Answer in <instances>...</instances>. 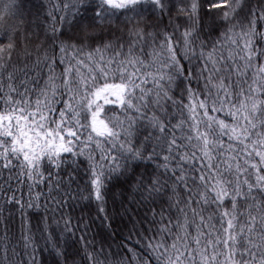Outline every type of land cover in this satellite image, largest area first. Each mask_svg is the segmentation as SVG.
<instances>
[{
    "label": "snow or ice",
    "instance_id": "snow-or-ice-1",
    "mask_svg": "<svg viewBox=\"0 0 264 264\" xmlns=\"http://www.w3.org/2000/svg\"><path fill=\"white\" fill-rule=\"evenodd\" d=\"M0 223V264H264V0H0Z\"/></svg>",
    "mask_w": 264,
    "mask_h": 264
},
{
    "label": "trees",
    "instance_id": "trees-1",
    "mask_svg": "<svg viewBox=\"0 0 264 264\" xmlns=\"http://www.w3.org/2000/svg\"><path fill=\"white\" fill-rule=\"evenodd\" d=\"M16 2H17V4H19L21 2V0H16ZM32 2L33 3H38V4H47L48 3V0H32ZM55 2H56V0H52V3H55ZM193 63H195V61H193ZM185 64L187 66V62H185ZM253 179H254V177H253ZM25 191H26V188H25ZM113 191L116 192V194H117V204H116V208L119 209V200H120L119 191L120 190L119 189H113ZM127 198H128V193L126 192L125 193V199L127 200ZM132 207H136V205L133 204ZM109 211L110 212L113 211V206H112L111 202L109 203ZM76 215L77 216L80 215V210L79 209H77ZM92 215H93V217L95 216V212L94 211H93ZM126 219L127 218L125 217V220ZM99 224H100V221H99V219H97L96 222H95V225H93V227H92L91 232L88 233V238L89 239L92 238V234L93 233H95V232H97V231L100 230L98 228ZM0 228H2V223H0ZM124 237H127V232L124 233ZM123 243H125V245H132V246H134L137 251H140L141 254L142 255H145V257H146L147 254L144 252L143 246L137 242V237L135 235H133L130 240L129 239L123 240ZM125 251H126V248H125ZM121 255H123V252L121 253ZM129 255H131V254H129ZM47 258H48L47 257V254H45V259H47ZM151 264H156L155 258H153Z\"/></svg>",
    "mask_w": 264,
    "mask_h": 264
}]
</instances>
